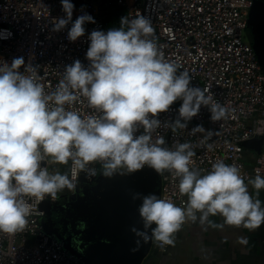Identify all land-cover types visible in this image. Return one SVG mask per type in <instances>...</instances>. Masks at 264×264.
Masks as SVG:
<instances>
[{"label":"clouds","instance_id":"obj_1","mask_svg":"<svg viewBox=\"0 0 264 264\" xmlns=\"http://www.w3.org/2000/svg\"><path fill=\"white\" fill-rule=\"evenodd\" d=\"M61 4L66 15L55 21L53 30L71 23L68 39L76 41L85 34L84 25L95 21L83 14L72 22L73 3ZM120 23L107 32L92 31L86 52L89 65L76 60L66 66L50 93L40 82L38 66H25L23 57L14 58L11 65L0 62V233L24 231L32 212L27 198L55 200L65 189H76L81 172L89 178L96 175L90 167L94 162L101 163L102 175L109 178L120 169L134 173L145 166L179 178V193L187 197L183 206L155 193L131 194L133 201H140V226L130 228L133 252L149 242L161 248L174 246L182 226L197 220L213 227L259 228L264 224V202L250 195L248 187L258 197L264 175L248 178L237 165L222 160L202 174L193 167L196 152L190 142L169 148L163 136H154L161 127L156 117L178 99L179 118L165 124L173 132L185 129L201 106L209 108L214 122L229 118L232 110L215 100L210 88L190 86L191 75L165 58L149 19L137 11ZM5 33L7 38L10 33ZM81 97L99 114L82 116L74 110ZM140 126L144 131L136 135ZM197 133L204 134L202 144L213 136L211 131L205 134L202 125L191 130L192 135ZM48 158L57 164L71 162L69 171H49L42 166ZM217 215L223 218L222 225L209 220Z\"/></svg>","mask_w":264,"mask_h":264},{"label":"built area","instance_id":"obj_2","mask_svg":"<svg viewBox=\"0 0 264 264\" xmlns=\"http://www.w3.org/2000/svg\"><path fill=\"white\" fill-rule=\"evenodd\" d=\"M253 1L71 0L74 5L72 22L89 14L95 23H86L85 34L70 41L71 23L60 31L53 30L55 21L66 15L61 0H0V62L11 65L14 58L23 57L25 66H38L40 82L50 93L63 78L66 66L76 60L85 67L89 65L86 58L89 35L94 30L107 32L112 29L115 9H122L124 17L129 18H134L138 11L151 21L165 58L177 62L179 71L191 75L190 86L210 88L214 99L232 110L229 118L214 122L210 119L209 108L201 106L185 129L173 132L165 124L179 118L180 100L170 105L168 111L158 114L156 118L161 121V127L154 136H163L164 146L169 148L176 142H190L196 152L193 167L202 174L211 171L217 160H222L237 165L248 178H254L257 174L264 175V69L249 35ZM5 30L10 33L7 38H4ZM25 66L19 71L23 73ZM72 108L82 116L99 114L85 97ZM197 125L204 127L205 134L213 133L203 144L204 134H191ZM143 131L140 126L136 135ZM249 144L260 147V153L248 148ZM247 149L250 155H245ZM248 157H252V166L247 163ZM42 166L52 172H65L69 171L71 162L57 164L48 158ZM90 167L96 169L101 163L94 162ZM84 174L80 173L76 189H65L55 200L27 198L32 212L24 231L15 235L0 233V264H90L72 250L58 230H48V212L44 207L48 204L53 211L66 209L70 199L64 193L77 191ZM160 192V197L170 198L178 206H183L187 200L179 193V178L168 170L160 173ZM158 248L163 256L169 251V246Z\"/></svg>","mask_w":264,"mask_h":264},{"label":"crops","instance_id":"obj_3","mask_svg":"<svg viewBox=\"0 0 264 264\" xmlns=\"http://www.w3.org/2000/svg\"><path fill=\"white\" fill-rule=\"evenodd\" d=\"M247 163L249 166L253 165L252 157H248ZM100 169L102 167H97L96 171ZM103 179L106 183L102 181ZM101 181L103 184L100 183L96 188L100 194L99 198L106 196V203H102L98 207L100 223L97 228L98 235L88 237L85 240L87 244L82 246H76L74 241L68 243L73 251L90 264L98 263L91 261L88 257L87 251L89 250L95 257L110 256L118 263L125 259L121 251H114L125 244L120 239L121 236H125L127 233L131 234L130 228L133 225L137 227L140 225L137 212L140 201L121 199V193L127 191L128 186L141 182L146 186L153 183V186L149 190H141L139 193H155L157 196H161L160 173L149 167L134 173L120 169L112 181H109V177L105 176L100 177ZM91 185L92 180L84 174L77 191L67 193L70 199L69 205L82 197L87 188H91ZM248 191L250 195L264 202V190L259 192L258 197L256 190L251 185H249ZM54 213L58 216L62 214V211L58 210ZM48 220V230H60V232L67 230H63L67 227L66 219L62 223L52 217H49ZM209 220L214 225L223 224V218L219 215L209 217ZM79 232L75 231L76 234ZM128 243L127 247L131 253L133 252L134 239H129ZM86 245H88L87 249ZM140 264H264V224L255 230H249L243 226L239 228L228 225L213 227L207 222L202 224L199 220L187 222L175 234V245L169 246V251L163 257L159 255L157 243L152 242L150 250Z\"/></svg>","mask_w":264,"mask_h":264},{"label":"water","instance_id":"obj_4","mask_svg":"<svg viewBox=\"0 0 264 264\" xmlns=\"http://www.w3.org/2000/svg\"><path fill=\"white\" fill-rule=\"evenodd\" d=\"M251 14L252 17L256 18L257 22L255 24L254 31L256 35L258 36L259 40V46H260V56L263 63V69H264V0H254L253 5L251 8ZM262 54V55H261ZM248 148L256 149L259 153L261 151L260 147H255L251 144L247 145ZM150 186H146L144 183H137L131 186H128L127 191H123L121 193V199H130L131 194L139 191L149 190L152 184H149ZM100 194L98 193L97 188H87L86 192L83 194L82 197L76 199L71 205H66V209H60L62 211V215L66 217L67 227L64 229L66 230V241L67 242H73L76 244V246H82L87 243H85L86 239L88 237H91L93 235H98V226L99 223V216H98V207L102 203H106V196L100 197ZM133 201V200H132ZM58 211V210H56ZM129 224V222H127ZM71 224L70 226H68ZM140 226V225H139ZM138 226V227H139ZM155 227V225H153ZM75 231H80L79 233H75ZM125 244L122 245L119 248H115L114 251H121L123 253V258H125L121 262H116L115 259H113L110 256H98L95 257L91 250L88 252V257L91 259V261L96 262L98 264H140L142 259L145 257V255L148 253V251L151 248L152 242L142 244V246L139 248L138 251L129 253V250L127 245H129L128 241L129 239H134L133 234H128L125 236H121L120 238ZM87 246L85 248L87 249ZM135 247V244L133 243V248Z\"/></svg>","mask_w":264,"mask_h":264},{"label":"rangeland","instance_id":"obj_5","mask_svg":"<svg viewBox=\"0 0 264 264\" xmlns=\"http://www.w3.org/2000/svg\"><path fill=\"white\" fill-rule=\"evenodd\" d=\"M249 35H250V37H251V31H249ZM179 101H180V100L178 99V100L175 101L174 103H178ZM249 152H250V150H248V149L245 150V155H248ZM100 177H104V176L102 175V169L96 171V175L90 178V179L92 180L91 188H96L98 185H100V183L103 184L102 181L105 182L104 179L100 182ZM113 178H115V175H113L112 177H110V178H109V181H110V180L112 181ZM105 183H106V182H105ZM89 187H90V185H89ZM64 194H65V195H69V194H67L66 192H65ZM62 200H63V199H62ZM62 200H61V202H62ZM64 201H66V200H64ZM44 207L47 209V212L49 213L48 215H49V217H52V219H56V220L59 221L60 223H62V221H63L64 219H66V217H65L64 215H62V214H60V215L57 216V215L54 213V211H53V209L51 208L50 205L45 204ZM49 217H48V218H49ZM57 225H58V224H57ZM59 225H61V224H59ZM48 227H49V226H48ZM159 255L163 257V253L159 252Z\"/></svg>","mask_w":264,"mask_h":264},{"label":"flooded vegetation","instance_id":"obj_6","mask_svg":"<svg viewBox=\"0 0 264 264\" xmlns=\"http://www.w3.org/2000/svg\"><path fill=\"white\" fill-rule=\"evenodd\" d=\"M257 20L256 18L252 17V22L250 25V31H251V39L256 47V49L258 50L259 54H260V46H259V40H258V36L256 35L254 28H255V24H256ZM262 55V54H261ZM262 57V56H261ZM65 230V229H63ZM64 238L67 237L66 231L60 232V230L58 231Z\"/></svg>","mask_w":264,"mask_h":264},{"label":"trees","instance_id":"obj_7","mask_svg":"<svg viewBox=\"0 0 264 264\" xmlns=\"http://www.w3.org/2000/svg\"><path fill=\"white\" fill-rule=\"evenodd\" d=\"M125 12L122 9H115L113 12L112 27L119 28L121 27V18L124 17Z\"/></svg>","mask_w":264,"mask_h":264}]
</instances>
